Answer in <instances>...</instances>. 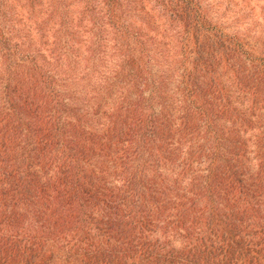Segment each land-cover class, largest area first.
Segmentation results:
<instances>
[{"label": "trees", "instance_id": "obj_1", "mask_svg": "<svg viewBox=\"0 0 264 264\" xmlns=\"http://www.w3.org/2000/svg\"><path fill=\"white\" fill-rule=\"evenodd\" d=\"M204 0H0V264H264V56Z\"/></svg>", "mask_w": 264, "mask_h": 264}, {"label": "rangeland", "instance_id": "obj_2", "mask_svg": "<svg viewBox=\"0 0 264 264\" xmlns=\"http://www.w3.org/2000/svg\"><path fill=\"white\" fill-rule=\"evenodd\" d=\"M209 19L264 56V0H204Z\"/></svg>", "mask_w": 264, "mask_h": 264}]
</instances>
